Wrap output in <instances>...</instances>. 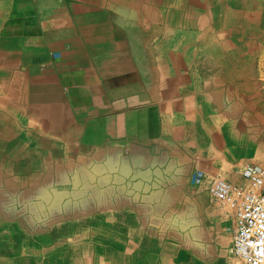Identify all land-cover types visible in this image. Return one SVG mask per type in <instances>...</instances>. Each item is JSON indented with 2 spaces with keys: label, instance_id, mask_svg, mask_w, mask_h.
I'll list each match as a JSON object with an SVG mask.
<instances>
[{
  "label": "crops",
  "instance_id": "1",
  "mask_svg": "<svg viewBox=\"0 0 264 264\" xmlns=\"http://www.w3.org/2000/svg\"><path fill=\"white\" fill-rule=\"evenodd\" d=\"M208 1L0 0V154L18 168L5 173L1 154L13 176L1 206L22 186L21 162L34 186L93 183L144 201L190 190L195 170L248 185L240 169L264 155V120L250 123L259 87L240 78L214 91L187 55L219 42L205 23L253 25L261 5Z\"/></svg>",
  "mask_w": 264,
  "mask_h": 264
},
{
  "label": "rangeland",
  "instance_id": "2",
  "mask_svg": "<svg viewBox=\"0 0 264 264\" xmlns=\"http://www.w3.org/2000/svg\"><path fill=\"white\" fill-rule=\"evenodd\" d=\"M209 1L214 4L217 0ZM258 1L259 17L253 25L205 23L207 35L219 38V42L214 41L212 51L207 48L209 42L202 40L189 50L190 63L197 68L195 80L204 78L216 91L214 86L219 83L244 78L258 85L257 91L264 99V0ZM180 26L185 28V24ZM201 26L204 24L198 27ZM188 41L181 40V47L187 49L191 45ZM238 46L239 49L235 48ZM224 47L223 56L218 51L222 52ZM229 63L236 67L233 71L227 70ZM254 106L255 115L250 123L258 122L260 128L264 103L256 102ZM263 133L264 130L261 137ZM2 155L7 162L5 173L17 172L13 151ZM21 156L25 161V156ZM263 160L261 154L253 162L264 169ZM23 164L22 186L16 184V193L7 192L6 205L1 206L0 201V264H233L235 261L229 252L233 218L224 214L208 192L211 179L224 176L205 177L195 170L190 173V190L178 194L175 187L164 191L159 200L144 201L135 199L128 191L124 195L115 193L116 190L94 193L93 183L74 185L78 193L66 192L65 186L52 179L43 184L37 178L39 183L34 186L31 168ZM12 177L1 173L0 188L13 184ZM247 183L246 187L253 188ZM23 185L24 190H20ZM32 186L34 199L28 201L31 194L25 190Z\"/></svg>",
  "mask_w": 264,
  "mask_h": 264
},
{
  "label": "built area",
  "instance_id": "3",
  "mask_svg": "<svg viewBox=\"0 0 264 264\" xmlns=\"http://www.w3.org/2000/svg\"><path fill=\"white\" fill-rule=\"evenodd\" d=\"M240 176L253 188L215 177L208 192L224 214L233 218L229 247L233 264H264V169L246 164Z\"/></svg>",
  "mask_w": 264,
  "mask_h": 264
}]
</instances>
